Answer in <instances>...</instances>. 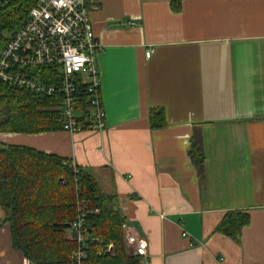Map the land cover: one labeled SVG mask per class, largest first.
<instances>
[{"label": "crops", "instance_id": "crops-1", "mask_svg": "<svg viewBox=\"0 0 264 264\" xmlns=\"http://www.w3.org/2000/svg\"><path fill=\"white\" fill-rule=\"evenodd\" d=\"M86 6L100 44L105 130L3 133L0 142L21 137L14 145L90 175L146 241L147 264H264V0ZM157 108L166 126L151 130ZM194 138L200 171L189 157ZM232 211L249 216L238 241L216 231ZM7 236L0 247L10 254Z\"/></svg>", "mask_w": 264, "mask_h": 264}, {"label": "trees", "instance_id": "trees-1", "mask_svg": "<svg viewBox=\"0 0 264 264\" xmlns=\"http://www.w3.org/2000/svg\"><path fill=\"white\" fill-rule=\"evenodd\" d=\"M34 3L35 0H10L0 9V49L23 25ZM60 105V97L47 98L23 88L0 85V133L38 135L61 131ZM148 120L151 130L166 126L160 108L150 110ZM78 122L84 129L89 125L84 116ZM189 157L200 171L204 158L198 138L191 142ZM76 196L91 211L85 217V228L92 239L87 245L85 264H139V258L125 244V218L115 197L104 194L90 175L53 154L22 145L0 146V208L7 212L1 226H9L12 250L20 252L28 263L71 264L70 256L77 244L67 234L78 214ZM248 223L246 213L232 211L216 231L238 241ZM109 242L113 248L105 255Z\"/></svg>", "mask_w": 264, "mask_h": 264}, {"label": "built area", "instance_id": "built-area-1", "mask_svg": "<svg viewBox=\"0 0 264 264\" xmlns=\"http://www.w3.org/2000/svg\"><path fill=\"white\" fill-rule=\"evenodd\" d=\"M9 2L0 0V9ZM99 50L86 0H35L23 25L0 49V85L23 88L42 97H60L61 131L69 135L103 132L106 115L96 63ZM151 53V49L146 50L145 57ZM81 116L89 123L86 129L78 122ZM75 204L78 214L70 225V233L77 249L70 262L85 264L87 245L92 242L85 217L91 211L78 196ZM122 230L125 244L139 258V264H147L146 241L132 232L126 222ZM181 235L187 237L185 232ZM112 248L109 242L106 251ZM23 264L29 263L24 260Z\"/></svg>", "mask_w": 264, "mask_h": 264}, {"label": "rangeland", "instance_id": "rangeland-1", "mask_svg": "<svg viewBox=\"0 0 264 264\" xmlns=\"http://www.w3.org/2000/svg\"><path fill=\"white\" fill-rule=\"evenodd\" d=\"M10 37V36H9ZM0 134H3V133H0ZM21 142V137H19L18 139H16V140H11V144H14L13 142ZM2 145H4V144H2L1 142H0V146H2ZM6 145V144H5ZM7 217V212L5 211V210H3V209H1L0 208V237L1 238H7V240H8V236H7V234H8V232H9V229L8 228H6V230H4L3 229V226H1V225H3L2 224V222H3V220L5 219ZM4 226H7V225H4ZM7 229H8V231H7ZM67 236L69 237V238H71V234L70 233H68L67 234ZM9 243H10V239H9ZM8 246V245H7ZM11 247V246H10ZM9 249H11V250H9L10 251V254H9V252L8 253H4V251L2 250V248L0 247V253L1 252H3V254L2 255H0V264H9V263H11V264H14V262H15V260L18 258V259H21L20 258V256H15L16 255V253L14 252V250H12V248H9ZM17 252V251H16ZM18 254H21L20 252H17ZM9 255H11L12 257H9ZM16 258V259H15ZM17 259V260H18ZM24 260V259H23ZM7 262V263H6ZM19 262V261H18ZM19 264H22V262L20 263L19 262Z\"/></svg>", "mask_w": 264, "mask_h": 264}, {"label": "water", "instance_id": "water-1", "mask_svg": "<svg viewBox=\"0 0 264 264\" xmlns=\"http://www.w3.org/2000/svg\"><path fill=\"white\" fill-rule=\"evenodd\" d=\"M109 254H110V252H109V251L105 253V255H109ZM30 264H31V263H30Z\"/></svg>", "mask_w": 264, "mask_h": 264}, {"label": "bare ground", "instance_id": "bare-ground-1", "mask_svg": "<svg viewBox=\"0 0 264 264\" xmlns=\"http://www.w3.org/2000/svg\"><path fill=\"white\" fill-rule=\"evenodd\" d=\"M110 253H111V251H112V249L111 250H108ZM108 251H106V252H108ZM30 264V263H29Z\"/></svg>", "mask_w": 264, "mask_h": 264}]
</instances>
